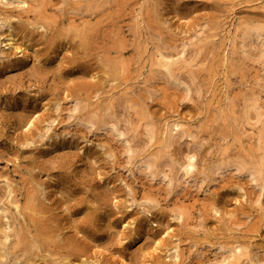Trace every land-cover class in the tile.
<instances>
[{
  "label": "rangeland",
  "instance_id": "374dc122",
  "mask_svg": "<svg viewBox=\"0 0 264 264\" xmlns=\"http://www.w3.org/2000/svg\"><path fill=\"white\" fill-rule=\"evenodd\" d=\"M22 1L0 0V264H264V0Z\"/></svg>",
  "mask_w": 264,
  "mask_h": 264
},
{
  "label": "bare ground",
  "instance_id": "6f19581e",
  "mask_svg": "<svg viewBox=\"0 0 264 264\" xmlns=\"http://www.w3.org/2000/svg\"><path fill=\"white\" fill-rule=\"evenodd\" d=\"M22 6H24V5H27V2L25 1V0H23L22 1V4H21ZM250 32V31H249ZM246 33V32H245ZM252 33H253V31H252ZM244 34V33H243ZM243 39H244V35H243V37H242V41H243ZM241 41V42H242ZM245 44V43H244ZM244 46V45H243ZM242 48H244V47H242ZM170 54V53H169ZM169 64H170V62H164L162 65L165 67V68H167V69H169ZM256 103V102H255ZM250 98L249 99H246V102L244 103V115H245V117H249L250 115H251V113H252V110L254 109V104H255ZM256 105V104H255ZM74 107H75V105H74ZM73 107V108H74ZM74 110V109H73ZM174 123V122H173ZM164 124V123H163ZM167 124H168V122H167ZM177 124V123H176ZM172 126V125H171ZM169 127V129H167V135L165 136V138H164V141H163V146H165V147H167V146H169V145H171V143L172 142H174L175 140H176V137H178L179 136V131L177 130V128H174V127ZM177 127V126H176ZM115 128V127H114ZM261 131V130H260ZM186 133V132H185ZM189 133V132H188ZM188 133L186 134V135H188ZM166 134V133H165ZM190 134V133H189ZM262 137V135H261V133H258V137H257V139L258 140H260V138ZM161 145V144H160ZM189 147V146H188ZM191 147V146H190ZM191 149V148H190ZM131 150V149H130ZM160 151V150H159ZM168 152V151H167ZM263 155V154H262ZM157 156V155H156ZM194 155H193V153L191 152V151H187L186 152V155H185V162H184V164L182 165V167H183V170H185V172L184 173H187L189 170H190V168L193 166V157ZM157 160V159H156ZM237 160V159H236ZM240 160V159H239ZM155 161V160H154ZM234 161H235V159H234ZM233 161V162H234ZM245 161V160H244ZM243 161V162H244ZM159 162V161H158ZM230 162V161H229ZM236 162V161H235ZM240 162V161H239ZM241 162H242V159H241ZM247 162V161H246ZM252 162V161H251ZM250 162V163H251ZM249 163V162H248ZM249 163V164H250ZM236 164V163H235ZM243 164V163H242ZM241 164V165H242ZM246 164V163H245ZM232 165V164H231ZM240 165V164H239ZM241 165L240 166H238V167H241ZM145 166L146 167H150V163H149V161H146L145 162ZM160 166V165H159ZM235 166V165H234ZM243 166H244V164H243ZM223 167V164H221V163H217V164H214V165H212L211 166V168H210V170L212 171V172H215V171H217L218 172V170L220 169L221 170V168ZM226 167V166H225ZM238 167H236V168H238ZM179 168V167H178ZM246 171L248 172V173H251V174H253V173H258L257 175H259V176H257L258 178H262V179H264V155L263 156H261L258 160H256V162L255 163H252V164H250V165H248V166H246ZM152 170V169H151ZM209 170V171H210ZM239 170H240V168H239ZM242 170V169H241ZM244 170H245V168H244ZM149 171V170H148ZM178 171V170H177ZM150 172V171H149ZM152 172V171H151ZM160 173H161V171H160ZM181 173V172H180ZM164 174V173H163ZM162 175V174H161ZM169 176V175H168ZM253 176H255V174L253 175ZM252 176V178H255V177H253ZM164 177V176H163ZM176 177V176H175ZM179 178V177H178ZM177 178V179H178ZM258 178H256L255 180H257ZM6 179V178H5ZM2 180H4V179H2ZM181 180V179H180ZM261 181V180H260ZM2 183V182H1ZM9 183H7L6 182V185H5V190L4 191H6V197L8 198V201L9 202H13L12 201V199H11V191L12 190H9L8 189V187H9ZM262 186H264V184L262 185ZM11 189V188H10ZM4 195V194H3ZM1 200V199H0ZM10 203V204H11ZM15 205V208H16V210L17 211H19V208L20 207H18V205L15 203L14 204ZM14 207V206H13ZM14 208V209H15ZM147 210V209H146ZM21 211V210H20ZM19 211V212H20ZM149 211V210H148ZM21 213V212H20ZM5 216H6V214H5ZM8 219V218H7ZM6 219V220H7ZM6 223V222H5ZM5 225H7V227H9L8 225H9V222H7ZM9 236V234L8 233H5V238H7ZM236 248V247H235ZM235 250V249H234ZM234 250H233V252H234ZM230 251H232V249L230 250ZM174 254V253H173ZM235 255H236V257H237V255L239 256V250L237 251H235V253H234ZM175 255V254H174ZM232 255V254H231ZM230 256V255H229ZM235 257V256H234ZM229 258V257H228ZM228 258H227V260H228ZM176 259V258H175ZM240 259H242V258H240ZM240 261V260H239ZM242 261H243V259H242ZM241 261V262H242ZM231 262V261H230ZM229 262V263H230ZM226 263H228V262H226ZM225 263V264H226ZM228 263V264H229ZM238 264V263H237ZM257 264V263H256Z\"/></svg>",
  "mask_w": 264,
  "mask_h": 264
}]
</instances>
